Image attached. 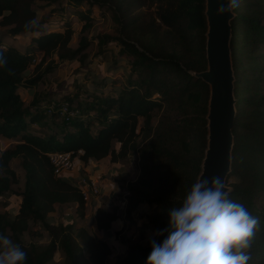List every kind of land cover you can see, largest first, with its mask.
<instances>
[{
  "label": "trees",
  "instance_id": "16d2710c",
  "mask_svg": "<svg viewBox=\"0 0 264 264\" xmlns=\"http://www.w3.org/2000/svg\"><path fill=\"white\" fill-rule=\"evenodd\" d=\"M62 1L0 0V27L7 28L10 37L23 36L28 42L20 51L13 45L1 48L0 41L8 61L7 68L0 69V142L17 141L0 150V198L13 194L18 199L14 218L0 213V233L27 252L26 264H49L60 251L64 264H109L113 248L105 236L118 220L117 209L96 211L94 229L103 238L84 228L75 234L72 224L48 223L56 205L74 204L80 218L87 205L82 188L57 175L49 155L70 153L73 161L78 158L85 165L138 156L141 174L121 187L126 196L122 209L132 220L139 208H153L148 222L156 233L145 246L130 244L126 255L127 264H146L151 241L162 243L166 238V232L158 233L168 226V210L182 205L202 171L210 88L192 72L207 70L206 0H68L86 25L95 10L113 13L120 37L99 40L117 42V69L126 68L124 61L130 67L128 77H107L101 83L104 89L87 92L85 99L74 90L76 83L36 91L59 64H84L88 58L87 41L72 48L75 33L70 20L56 23L54 13L61 19L56 8L43 16ZM85 4L89 9L81 11ZM234 14L231 50L237 115L228 194L259 219L248 264H264V0H239ZM30 19L39 27L26 32L24 24ZM36 58L35 75L26 78ZM170 112L181 113L182 119H173ZM36 125L48 131L34 130ZM16 159L25 171L21 192L12 189L19 182L11 167ZM30 222L43 225L50 235L48 245L22 242L25 233L39 237Z\"/></svg>",
  "mask_w": 264,
  "mask_h": 264
},
{
  "label": "rangeland",
  "instance_id": "374dc122",
  "mask_svg": "<svg viewBox=\"0 0 264 264\" xmlns=\"http://www.w3.org/2000/svg\"><path fill=\"white\" fill-rule=\"evenodd\" d=\"M55 8L61 14V19H59L58 14L54 13L53 17L56 18V23L62 20L63 22L70 20L74 25L75 37L72 48L77 49L81 43L88 42L89 46L84 52L88 58L84 64L78 61L59 64L58 68L52 74L47 75L42 83L36 87V91H51L60 84L63 85L62 83L64 82H69L70 84L76 83L77 88L74 90L80 93L82 99H85L87 92L102 91L104 88L101 83L107 77L112 79L119 76L124 78L129 76L130 67L127 66L128 63L124 61L126 68L120 69H117L115 64V58L120 56L119 47H115L117 42L113 40H105V42L99 40V36L120 37V26L114 20L112 12L108 10L106 12L95 10L93 14L94 19L86 25L81 17L78 16L76 8L69 5L68 0H63L60 5L53 6L43 16H47L50 12L55 11L53 10ZM88 9L89 6L85 4L80 10L87 11ZM7 31V28L0 27L1 48L13 45L20 51L27 49L28 42L25 37H10ZM167 44L169 47V43ZM36 59L37 61H34L26 78H32L35 75L34 69L39 64V59ZM49 62L50 60L47 63ZM29 97L26 95L27 102L30 101ZM170 115L175 120L182 119L181 113L170 112ZM159 116V113L155 115L152 122L154 126L157 125ZM46 123L48 126L52 125L49 119ZM142 124L143 120L140 119V125ZM33 129L48 131V128L37 125ZM16 143L17 141L2 140L0 142V150H5ZM73 164L74 170L70 173H63L61 176L75 182L86 194L85 217L80 218L77 215L76 206L74 208H66V206L56 205L55 212L48 217V223L57 226L62 223L72 224L75 234L79 229L84 228L92 235L103 238L104 236L94 229L96 211L99 208L110 212L117 209L118 220L114 223V228L107 233L108 237L105 236L108 244L113 248L109 264H127L126 255L129 245L140 243L145 246L147 241L156 233L148 222V216L153 212V208L147 205L139 208L134 213L132 220L126 218L125 211L122 209L126 196L122 192L121 187H126L128 183L136 181L141 174L138 156L130 155L125 159L119 160L117 163H111L108 159L103 163L92 162L87 165L79 162L78 158H76ZM11 167L16 172L19 180L18 184L12 186V189L16 192H21L25 186V171L22 168L21 160H13ZM93 183L98 188L97 194L92 191ZM17 210L18 199L15 195L8 194L0 198V213H9L11 214V218H14V212ZM30 227L32 231L39 233V237H32L29 233H25L21 237L25 245L35 243L46 246L49 244L50 235L41 223L30 222ZM49 264H64V253L62 251L58 252L54 260Z\"/></svg>",
  "mask_w": 264,
  "mask_h": 264
},
{
  "label": "clouds",
  "instance_id": "9594fccd",
  "mask_svg": "<svg viewBox=\"0 0 264 264\" xmlns=\"http://www.w3.org/2000/svg\"><path fill=\"white\" fill-rule=\"evenodd\" d=\"M239 7V0H218L216 15ZM36 19L25 22L26 32L38 28ZM8 65L0 51V69ZM9 74L12 70L8 69ZM169 221L162 243L151 241L146 264H248L259 219L232 200L220 176L197 180L180 207L168 210ZM27 252L0 233V264H26Z\"/></svg>",
  "mask_w": 264,
  "mask_h": 264
},
{
  "label": "water",
  "instance_id": "95a60500",
  "mask_svg": "<svg viewBox=\"0 0 264 264\" xmlns=\"http://www.w3.org/2000/svg\"><path fill=\"white\" fill-rule=\"evenodd\" d=\"M218 0H206L207 70L194 73L210 88L207 123V149L198 180L220 176L226 191L232 171L234 135L233 127L237 115L235 98V74L232 60V21L234 12L218 17Z\"/></svg>",
  "mask_w": 264,
  "mask_h": 264
},
{
  "label": "built area",
  "instance_id": "2783aa9c",
  "mask_svg": "<svg viewBox=\"0 0 264 264\" xmlns=\"http://www.w3.org/2000/svg\"><path fill=\"white\" fill-rule=\"evenodd\" d=\"M49 158L50 162L54 166L55 173L59 176H61L63 173H70L72 170H74V164L70 153L51 154L49 155ZM92 191L93 193H98V188L96 187L95 183L92 185ZM83 194L86 200V194L84 192Z\"/></svg>",
  "mask_w": 264,
  "mask_h": 264
},
{
  "label": "crops",
  "instance_id": "0c3cea01",
  "mask_svg": "<svg viewBox=\"0 0 264 264\" xmlns=\"http://www.w3.org/2000/svg\"><path fill=\"white\" fill-rule=\"evenodd\" d=\"M16 47V46H15ZM70 205V206H69ZM69 205H62V206H66V208H74L75 207V205H73V204H69ZM55 208H56V206H55Z\"/></svg>",
  "mask_w": 264,
  "mask_h": 264
}]
</instances>
